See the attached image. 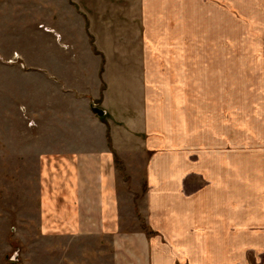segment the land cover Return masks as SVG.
I'll return each mask as SVG.
<instances>
[{"label": "crops", "instance_id": "1", "mask_svg": "<svg viewBox=\"0 0 264 264\" xmlns=\"http://www.w3.org/2000/svg\"><path fill=\"white\" fill-rule=\"evenodd\" d=\"M34 9L63 52L77 20L91 91L53 72ZM6 169L33 179L18 220L101 264H264V0H0Z\"/></svg>", "mask_w": 264, "mask_h": 264}, {"label": "rangeland", "instance_id": "2", "mask_svg": "<svg viewBox=\"0 0 264 264\" xmlns=\"http://www.w3.org/2000/svg\"><path fill=\"white\" fill-rule=\"evenodd\" d=\"M27 16L26 20H28L29 31L33 34L34 43L50 42L49 56L45 59L54 69L53 72L57 71L59 75L65 77V81L71 84L73 82L79 83L81 80L85 87L91 91L96 85L95 65L91 55L86 52L90 50L87 38L83 37L77 20L75 21L74 18L68 30V34H72L75 38L76 53L71 50L68 52L58 50L52 35L49 36L43 31L41 32V27H37L41 20L40 10L34 9L33 13ZM33 45L37 46L36 44ZM37 50L35 56L40 58V50L38 48ZM80 58L83 60L81 61ZM81 62H85L87 65L81 67ZM18 64L22 65L20 61ZM245 91L248 92V89ZM77 111L78 109H75L73 113ZM9 173L10 169H6V179H0V208L3 212L0 225V264H101V259L97 260L95 257L97 249H94L89 239H43L38 229L36 217L32 219L31 224L25 221L20 222L18 217L21 214L26 212L34 214L36 211L37 200L34 199L32 191L33 179H22L19 183L17 179H9ZM18 187L22 188L23 194L13 192V189L18 190ZM2 197L4 198L2 199ZM11 209L15 210L9 216ZM138 217L141 219L140 216ZM142 227L145 225L143 224ZM16 228H21V231ZM16 230L18 231L16 232ZM45 244H48L49 247H44ZM15 253L17 254L16 260H11Z\"/></svg>", "mask_w": 264, "mask_h": 264}, {"label": "water", "instance_id": "3", "mask_svg": "<svg viewBox=\"0 0 264 264\" xmlns=\"http://www.w3.org/2000/svg\"><path fill=\"white\" fill-rule=\"evenodd\" d=\"M91 110L98 117H102L105 115V111H103L102 109H99L94 103H92V105H91ZM16 256H17V254L15 253L11 260H16L15 259Z\"/></svg>", "mask_w": 264, "mask_h": 264}, {"label": "trees", "instance_id": "4", "mask_svg": "<svg viewBox=\"0 0 264 264\" xmlns=\"http://www.w3.org/2000/svg\"><path fill=\"white\" fill-rule=\"evenodd\" d=\"M107 138H108V141L110 142V139H109V135H108V134H107ZM115 162H116V164H117V167L119 168V171H120L121 174H123V176H124V170H123V167H121L119 160H118V159H115Z\"/></svg>", "mask_w": 264, "mask_h": 264}]
</instances>
